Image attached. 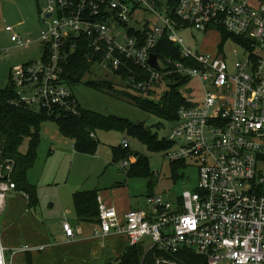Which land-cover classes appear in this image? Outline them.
<instances>
[{"label": "built area", "instance_id": "1", "mask_svg": "<svg viewBox=\"0 0 264 264\" xmlns=\"http://www.w3.org/2000/svg\"><path fill=\"white\" fill-rule=\"evenodd\" d=\"M38 17L39 59L9 72L15 105L49 116L77 113L80 105L63 68L79 47L88 51L87 63L119 80L116 73L130 65L145 70L148 79L135 86L140 91L174 73L202 87L201 103L187 100L165 137L172 144L164 153L169 163L195 165V189L185 190L177 205L147 196L146 209L121 215L98 199L93 236H123L129 246H146V252L175 255L189 249L207 264H264V0H45ZM186 28L223 29L242 41L243 55L234 51L237 60L228 66L219 52L194 51L177 37L178 29ZM5 31L18 47L35 42L12 27ZM162 37L177 46L186 64L157 57L154 49ZM151 55L156 68L149 65ZM1 158L0 151V212L7 196L17 192L10 163ZM62 229L67 239L75 238L68 222ZM4 251L0 244V264H11ZM154 264L178 263L157 259Z\"/></svg>", "mask_w": 264, "mask_h": 264}, {"label": "rangeland", "instance_id": "2", "mask_svg": "<svg viewBox=\"0 0 264 264\" xmlns=\"http://www.w3.org/2000/svg\"><path fill=\"white\" fill-rule=\"evenodd\" d=\"M44 5L45 0H0V89L9 85V72L13 67L39 59L40 46L37 39L42 24L38 17V7L42 8ZM140 15L152 21L151 15L146 12L142 11ZM7 26L12 27L20 37L35 42L28 47L16 46L10 41V34L5 31ZM176 33L182 44L194 51L210 55L219 52L228 66H233L237 60L233 57L234 51L239 53V58L243 55V50L231 38L222 42V36L216 28L207 33L191 28L178 29ZM94 83L97 87L92 85ZM108 84L112 86L108 87ZM126 84L121 83L113 73L94 63L85 68L80 82L72 85L70 90L82 109L104 116L125 118L136 125L143 123L144 128L157 134L159 138L166 137L172 123L137 108L124 96V92L129 91ZM155 87L156 95L149 96L153 100L158 99L166 85L160 82ZM179 91L194 105L201 103L202 87L197 80H188ZM39 134L36 161L26 176L28 184L36 190L41 210L50 220L57 218L60 199L64 201L74 192L99 190L106 205L121 207L127 211L129 206L137 210L146 209V197L150 194L177 205L181 194L185 190H194L197 184L195 165L188 164L180 171L178 179H174L171 177L170 163L164 153H150L137 140L120 131H96V138L95 134L90 135L91 139H97L98 142L94 154L77 152L74 142L60 135L55 122H43ZM125 140L132 153L138 152L148 158L149 170L153 177L152 186L148 185L149 180L145 178L127 176L129 160V165L125 168L121 167L125 160L112 162V148L122 147ZM27 147L25 141L20 147V152L24 154ZM52 200L55 205L51 209L49 206ZM72 217L75 219L73 209ZM123 243L124 239L121 238L119 246L123 247ZM107 256L108 254L95 264H119L116 254ZM5 262L8 263L6 258Z\"/></svg>", "mask_w": 264, "mask_h": 264}, {"label": "trees", "instance_id": "3", "mask_svg": "<svg viewBox=\"0 0 264 264\" xmlns=\"http://www.w3.org/2000/svg\"><path fill=\"white\" fill-rule=\"evenodd\" d=\"M39 11V7H38ZM222 36V42L231 38L235 43L242 41L218 29ZM223 44V43H222ZM221 44V45H222ZM220 45V46H221ZM221 49V48H219ZM87 50L79 47L75 50L74 55L64 64L63 77L68 86L80 82L85 68L90 65L86 61ZM158 58H171L173 62L186 64V59L180 55L177 46L162 37L154 49ZM194 67L195 64L191 63ZM116 74L121 76L120 82H126L127 97L137 108L148 112L150 115L174 123L177 120V111L183 105H189L179 88L182 87L187 79L179 74L164 75L157 83H154L146 91H140L135 88L139 82L147 80L149 75L140 67L128 66L127 69L120 70ZM132 77L133 81H129ZM128 80V81H126ZM164 83L166 89L157 100L150 99L149 96L155 94V85ZM97 87V84H92ZM108 84V87H111ZM14 92L9 85L0 89V151L1 159L7 160L11 166L10 178L16 185L18 192L28 195L32 204L36 203L35 189L27 182V171L36 161V150L40 142L41 124L46 121L55 122L58 126L60 135L63 138L70 139L74 142V148L79 153L94 154L97 147V140L90 138V135L96 131H120L125 133L129 138L137 140L144 148L153 154L165 153L172 146L165 137L159 138L157 134L151 133L144 127L137 126L125 118L115 116H104L97 112L82 109L80 106L77 113L71 114L64 111H56L55 115H47L43 111H34L13 104ZM27 142V151L23 154L20 147ZM112 162L119 160H129L130 165L127 171L128 177H142L151 185L152 173L149 170L148 158L138 152L132 153L127 147L112 148ZM171 177L178 179L179 173L184 169L186 163H170ZM152 186V185H151ZM151 196V194L149 195ZM73 208L80 222L98 224V202L97 191L77 192L72 198ZM144 245L127 246L121 255L117 258L119 264H154L157 259H171L178 264H207L206 259L199 257L189 249H182L175 255L162 254L156 249L146 252Z\"/></svg>", "mask_w": 264, "mask_h": 264}, {"label": "crops", "instance_id": "4", "mask_svg": "<svg viewBox=\"0 0 264 264\" xmlns=\"http://www.w3.org/2000/svg\"><path fill=\"white\" fill-rule=\"evenodd\" d=\"M96 191L97 202L99 199L106 205L101 192ZM75 193L77 192L71 193L64 201L60 199L57 218L51 220L41 210L36 194L35 204L30 202L29 197H24L22 192L8 195L0 212V244L5 248L4 259L11 264H95L106 254L109 256L114 253L118 258L127 246V239L113 235L106 238L94 237L93 230L97 224L80 222L76 216L72 203ZM54 205L52 200L49 208L52 209ZM107 206L114 208L119 215L133 209L129 206L124 211L121 207ZM72 209L75 219L72 217ZM63 221L72 224L74 239L65 237ZM121 238L124 239L123 247L119 246ZM24 246L30 250L20 251Z\"/></svg>", "mask_w": 264, "mask_h": 264}, {"label": "water", "instance_id": "5", "mask_svg": "<svg viewBox=\"0 0 264 264\" xmlns=\"http://www.w3.org/2000/svg\"><path fill=\"white\" fill-rule=\"evenodd\" d=\"M149 65L152 68H156V58L155 55H151L149 58ZM137 126L144 127L143 123H138Z\"/></svg>", "mask_w": 264, "mask_h": 264}]
</instances>
